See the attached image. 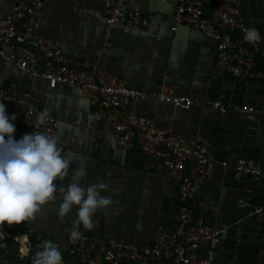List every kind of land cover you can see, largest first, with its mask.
<instances>
[{"label": "crops", "instance_id": "crops-1", "mask_svg": "<svg viewBox=\"0 0 264 264\" xmlns=\"http://www.w3.org/2000/svg\"><path fill=\"white\" fill-rule=\"evenodd\" d=\"M15 1L0 0V13L9 12ZM129 5L149 17L144 31L105 25L101 21L103 0H47L41 34L59 42L65 55L97 63L129 88L147 94L145 100L131 104L137 115L208 145V175L196 183L192 204H207L204 214L196 211L206 226L226 229L213 264H264V229L248 217L252 205L264 203L263 86L217 70L215 41L190 28L175 27L169 3L129 0ZM240 10L245 25L264 35V0H241ZM164 76L176 93L199 101H220L230 110L221 114L209 106H195L175 111L158 103L153 95ZM7 83L32 93L38 107L50 106L59 123V145L72 163L69 176L57 181V186H67L72 171L82 169L86 170L84 183H106L109 190L102 194L118 201L97 212L92 231L81 225L86 235L114 236L125 244L149 246L158 225H176L181 210L179 180L165 170L162 159L145 156L136 147L119 149L112 128L89 106L82 90L49 88L46 81L9 66L0 70V86ZM10 122L16 129L14 139L19 141L24 134L16 119ZM239 158L260 163L262 176L257 183L234 177L232 166ZM59 203L57 199L42 206V213L30 221L42 227L47 239L65 254L66 227L76 215L73 209L66 217H58Z\"/></svg>", "mask_w": 264, "mask_h": 264}, {"label": "built area", "instance_id": "built-area-1", "mask_svg": "<svg viewBox=\"0 0 264 264\" xmlns=\"http://www.w3.org/2000/svg\"><path fill=\"white\" fill-rule=\"evenodd\" d=\"M47 0H16L9 12L0 13V70L13 67L21 74L46 81L49 88L69 86L82 90L90 107L110 125L116 146L128 151L137 148L148 157L163 160L165 170L179 180L181 210L173 227L158 225L149 246L119 242L114 236L90 237L80 226L79 239L71 238L73 223L66 227L65 254L75 264H213L217 247L225 228H211L203 217L208 206L192 204L195 185L208 175L211 162L206 143L159 128L148 117L137 115L131 104L148 95L129 88L125 82L106 72L97 63L77 60L63 53L59 42L41 34V17ZM173 7L177 28L187 27L216 43L215 67L220 72L242 81H255L264 88V35L253 45L244 41L241 0H162ZM101 21L132 31H144L149 17L129 0H103ZM158 103L175 111L209 106L221 114L230 107L220 101H199L176 93L164 76L153 95ZM0 103L6 115L16 116L20 131L43 133L59 142L57 119L48 105L38 107L37 98L21 92L15 83L0 86ZM236 109V108H235ZM47 111L44 125H38L37 115ZM227 166L226 161L221 162ZM232 172L237 179L257 183L262 176L259 162L239 158ZM248 217L264 229V203L251 206ZM0 264H32L40 245L48 240L42 227L26 221L0 227ZM62 264H64L62 262Z\"/></svg>", "mask_w": 264, "mask_h": 264}, {"label": "clouds", "instance_id": "clouds-1", "mask_svg": "<svg viewBox=\"0 0 264 264\" xmlns=\"http://www.w3.org/2000/svg\"><path fill=\"white\" fill-rule=\"evenodd\" d=\"M244 41L257 44L260 33L257 28L244 29ZM47 111L37 115L38 125H44ZM16 119L6 115V108L0 103V227L21 224L42 213V206L60 200L58 217L64 218L75 209L76 219L72 222L71 238L79 239L82 225L92 231L97 225L94 220L98 211H106L118 203L111 195L106 183L86 184V170L72 171L67 186H57L69 176L72 163L55 138L43 133L25 134L19 141L14 139ZM3 236V233H0ZM32 258V264H62L59 247L51 240L44 241Z\"/></svg>", "mask_w": 264, "mask_h": 264}, {"label": "trees", "instance_id": "trees-1", "mask_svg": "<svg viewBox=\"0 0 264 264\" xmlns=\"http://www.w3.org/2000/svg\"><path fill=\"white\" fill-rule=\"evenodd\" d=\"M61 255H62V261H64L66 264H73V261L70 257L66 256L63 252H61Z\"/></svg>", "mask_w": 264, "mask_h": 264}, {"label": "rangeland", "instance_id": "rangeland-1", "mask_svg": "<svg viewBox=\"0 0 264 264\" xmlns=\"http://www.w3.org/2000/svg\"><path fill=\"white\" fill-rule=\"evenodd\" d=\"M73 264H75V263L73 262Z\"/></svg>", "mask_w": 264, "mask_h": 264}]
</instances>
